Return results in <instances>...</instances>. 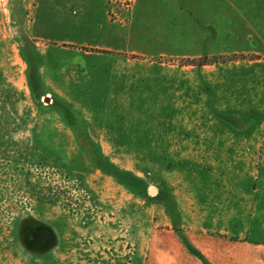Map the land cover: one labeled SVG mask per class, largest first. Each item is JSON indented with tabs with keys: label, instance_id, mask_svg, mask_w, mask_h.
I'll use <instances>...</instances> for the list:
<instances>
[{
	"label": "rangeland",
	"instance_id": "rangeland-1",
	"mask_svg": "<svg viewBox=\"0 0 264 264\" xmlns=\"http://www.w3.org/2000/svg\"><path fill=\"white\" fill-rule=\"evenodd\" d=\"M35 1L0 0V264H167L154 236L173 231L226 257L213 263L251 264L264 62L81 59L36 39ZM125 1L110 7L128 20Z\"/></svg>",
	"mask_w": 264,
	"mask_h": 264
},
{
	"label": "crops",
	"instance_id": "crops-1",
	"mask_svg": "<svg viewBox=\"0 0 264 264\" xmlns=\"http://www.w3.org/2000/svg\"><path fill=\"white\" fill-rule=\"evenodd\" d=\"M229 1L233 7L240 0H133L128 20L119 23L110 19L108 0H36L31 29L40 42L57 44L81 59L153 63L254 55L264 62V0H242L245 6L239 8H228ZM226 67L220 69L219 87L234 90L237 97L238 76ZM218 97L221 106L227 93ZM171 235L154 236L165 247L161 255L167 264H220L212 257L226 259L205 250L203 240L193 234ZM254 245L260 248L253 249L250 263L264 264V245ZM235 264H243L241 258Z\"/></svg>",
	"mask_w": 264,
	"mask_h": 264
},
{
	"label": "trees",
	"instance_id": "trees-1",
	"mask_svg": "<svg viewBox=\"0 0 264 264\" xmlns=\"http://www.w3.org/2000/svg\"><path fill=\"white\" fill-rule=\"evenodd\" d=\"M110 1L111 0H108V4H107V8H108V14L110 16V19L114 22H119V23H123V22H126L127 19H123V18H117L116 17V14L113 13V11L111 10V7H110ZM132 2L131 1H126L125 2V6L127 7L128 11L130 9V6H131ZM121 13V12H120ZM119 15V13H118ZM190 62H193V60H190Z\"/></svg>",
	"mask_w": 264,
	"mask_h": 264
},
{
	"label": "built area",
	"instance_id": "built-area-1",
	"mask_svg": "<svg viewBox=\"0 0 264 264\" xmlns=\"http://www.w3.org/2000/svg\"><path fill=\"white\" fill-rule=\"evenodd\" d=\"M126 1H128V0H126ZM126 1H125V2H126ZM129 1H131V0H129ZM124 6H125V3H124ZM126 8H127V7H126ZM127 11H128V9H127Z\"/></svg>",
	"mask_w": 264,
	"mask_h": 264
},
{
	"label": "water",
	"instance_id": "water-1",
	"mask_svg": "<svg viewBox=\"0 0 264 264\" xmlns=\"http://www.w3.org/2000/svg\"><path fill=\"white\" fill-rule=\"evenodd\" d=\"M45 101H47V100H45Z\"/></svg>",
	"mask_w": 264,
	"mask_h": 264
}]
</instances>
